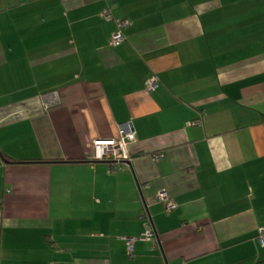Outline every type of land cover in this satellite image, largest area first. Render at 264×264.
I'll use <instances>...</instances> for the list:
<instances>
[{"label": "crops", "instance_id": "crops-1", "mask_svg": "<svg viewBox=\"0 0 264 264\" xmlns=\"http://www.w3.org/2000/svg\"><path fill=\"white\" fill-rule=\"evenodd\" d=\"M0 147V264L264 262V0H0Z\"/></svg>", "mask_w": 264, "mask_h": 264}, {"label": "built area", "instance_id": "built-area-1", "mask_svg": "<svg viewBox=\"0 0 264 264\" xmlns=\"http://www.w3.org/2000/svg\"><path fill=\"white\" fill-rule=\"evenodd\" d=\"M103 16L106 19H112V11L107 8L103 11ZM127 20H120L118 22V28L112 37L113 45H120L126 40L125 27L127 26ZM161 79L154 75L146 81V87L155 91L160 86ZM43 103L46 109H51L52 107L58 106L61 103L60 95L57 91L46 93L43 95ZM120 137L118 138H100L95 141L96 147V158L99 160H110L116 164H121L131 160L132 156L128 149V144L131 141L136 140L137 134L131 122L122 123L119 127ZM116 164L112 166V169H116ZM158 198L162 200L168 212L172 211L176 207V203L171 199L167 191H161ZM146 217V215H144ZM261 242L264 244V231L262 229ZM151 241L153 243V248L155 250L159 247V238L153 227L152 222L147 217L145 223V229L139 236L126 237L127 246L131 253L135 249L137 241Z\"/></svg>", "mask_w": 264, "mask_h": 264}, {"label": "trees", "instance_id": "trees-1", "mask_svg": "<svg viewBox=\"0 0 264 264\" xmlns=\"http://www.w3.org/2000/svg\"><path fill=\"white\" fill-rule=\"evenodd\" d=\"M126 40H127V37H126ZM125 40V41H126ZM124 41V42H125ZM123 42V43H124ZM122 44V43H121ZM53 108V107H52ZM51 108V109H52ZM50 110V109H49ZM97 159V158H96ZM25 160H18V159H15L11 156H9L6 152H4L1 147H0V163H16V162H23ZM47 161H50V162H64V161H67V162H79V161H87L86 159H66L64 160L63 158L62 159H51V160H47ZM259 264H264V262H261Z\"/></svg>", "mask_w": 264, "mask_h": 264}, {"label": "bare ground", "instance_id": "bare-ground-1", "mask_svg": "<svg viewBox=\"0 0 264 264\" xmlns=\"http://www.w3.org/2000/svg\"><path fill=\"white\" fill-rule=\"evenodd\" d=\"M127 25H128V23H127Z\"/></svg>", "mask_w": 264, "mask_h": 264}]
</instances>
